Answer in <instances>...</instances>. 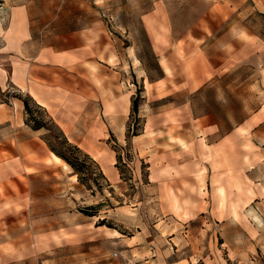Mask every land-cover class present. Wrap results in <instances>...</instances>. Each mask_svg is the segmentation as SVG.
Returning a JSON list of instances; mask_svg holds the SVG:
<instances>
[{
  "label": "crops",
  "instance_id": "crops-1",
  "mask_svg": "<svg viewBox=\"0 0 264 264\" xmlns=\"http://www.w3.org/2000/svg\"><path fill=\"white\" fill-rule=\"evenodd\" d=\"M186 1L138 14L146 61L98 0H0V264H264V0ZM19 93L111 185L136 184L142 224L34 222L79 182Z\"/></svg>",
  "mask_w": 264,
  "mask_h": 264
},
{
  "label": "rangeland",
  "instance_id": "rangeland-1",
  "mask_svg": "<svg viewBox=\"0 0 264 264\" xmlns=\"http://www.w3.org/2000/svg\"><path fill=\"white\" fill-rule=\"evenodd\" d=\"M155 1H161L166 8L168 4L173 8L180 7L178 10H181L186 5V0H98L101 3L102 11L106 14L107 20L111 19L108 21V27L116 35H121L122 37L127 34V31L129 32L128 34L131 33V36H127L124 40L125 44L133 43L135 38L140 39L137 44L144 51L146 61L151 58L150 48L138 26V14L143 10L147 11L152 8ZM191 1L193 0H189L190 3L188 4L190 10L193 7L196 8L195 2L193 4ZM209 93L211 92L207 90V95ZM38 115L47 124L50 129L48 135L56 145L55 134L60 133L58 127L43 109H39ZM134 119L135 117L131 118L130 125ZM75 153H77L76 155L79 156L80 160L85 162L77 173L78 189L59 187V193H49L47 200L35 203L34 222L38 225L39 223L47 224L53 229L59 226H66L67 229H72L70 225H73L74 222H86V220L92 223L89 229H106V227L112 229H128L127 227H131L136 229L137 225L142 224L143 221L131 212L132 208L135 207L134 205H139L138 199L134 198V195L138 192L136 184L128 179L125 183L121 182L111 185L98 164L88 154L78 149H76ZM122 171L125 172L123 176H126V178L130 176L129 171L126 172L127 169L125 167L122 168ZM63 178L65 182L69 179L67 175H64ZM63 188L65 190L61 191ZM57 189V187H47L50 192ZM62 194L63 196H61ZM87 207H90V209L83 210ZM79 212L82 213V216H85V219L74 218ZM89 214H92V216L88 217ZM114 256L116 255L114 254Z\"/></svg>",
  "mask_w": 264,
  "mask_h": 264
},
{
  "label": "trees",
  "instance_id": "trees-1",
  "mask_svg": "<svg viewBox=\"0 0 264 264\" xmlns=\"http://www.w3.org/2000/svg\"><path fill=\"white\" fill-rule=\"evenodd\" d=\"M15 96L21 98L24 101L25 111H26V115H27L26 122L28 124H30V126H32L35 129L45 128L48 130V133H49L50 129L47 127V124L38 115L39 109H43V108L40 105L36 104L34 101H32V98L28 95H23V94L19 93ZM2 99H5V98H2ZM138 103H139L138 102V96H136L133 99V110H134V112H137V110H138ZM139 125H140V120L135 118L133 120L132 124L130 125V130L132 128H134V130H136L139 127ZM58 129H59L60 133L55 134L57 144L56 145L54 144V142L52 141V139L49 137L48 134L46 136L47 142H48L49 146L51 147V149L58 156L62 157L66 162H68L74 168L75 172L78 173L80 170L79 168L83 167L84 163H85L83 160H80L79 156L76 155L77 153H75L76 149H78V150H81V149L78 146L69 142L67 137L61 131V129L59 127H58ZM134 134H137V133H134ZM89 209H90V207H87L86 209H83V210H89Z\"/></svg>",
  "mask_w": 264,
  "mask_h": 264
},
{
  "label": "built area",
  "instance_id": "built-area-1",
  "mask_svg": "<svg viewBox=\"0 0 264 264\" xmlns=\"http://www.w3.org/2000/svg\"><path fill=\"white\" fill-rule=\"evenodd\" d=\"M117 253H115V255H116Z\"/></svg>",
  "mask_w": 264,
  "mask_h": 264
},
{
  "label": "bare ground",
  "instance_id": "bare-ground-1",
  "mask_svg": "<svg viewBox=\"0 0 264 264\" xmlns=\"http://www.w3.org/2000/svg\"><path fill=\"white\" fill-rule=\"evenodd\" d=\"M68 166V165H67Z\"/></svg>",
  "mask_w": 264,
  "mask_h": 264
}]
</instances>
